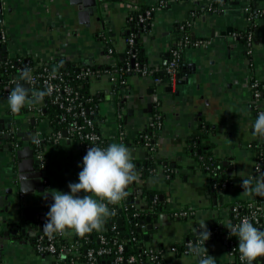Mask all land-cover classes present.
Returning a JSON list of instances; mask_svg holds the SVG:
<instances>
[{"label": "crops", "instance_id": "1", "mask_svg": "<svg viewBox=\"0 0 264 264\" xmlns=\"http://www.w3.org/2000/svg\"><path fill=\"white\" fill-rule=\"evenodd\" d=\"M76 1L0 0V45H6L5 52L0 50V60L4 56L14 59L31 55L40 61L61 57L77 64L108 65L111 55L107 45L111 44L117 53L122 52L128 13L142 5L155 7L149 29L142 37L148 66L158 69L164 64L169 45L174 42V25L179 22L192 19V37L207 41L205 46L184 49L183 66L173 85L167 80L154 82L152 76L133 73L127 80L122 105L113 101L111 83L105 74L94 79L90 87L91 92L106 93L99 104L100 130L105 136H117L121 129L125 138L132 141L151 123L156 108L162 114V122L148 135L152 149L132 142L126 145L138 172L135 184L140 190L154 189L165 195L168 210L160 212L153 221L157 231L152 244L156 241L164 244L170 264H198L193 255L171 254L169 246L173 242L182 243L187 232L201 222H206L207 226L217 221L230 223L229 203L260 198L264 213V196L245 194L241 187L242 179L264 176V173L254 172L256 148L264 147V138L254 135L253 130L257 110L264 111V98L255 99L249 84L251 79L264 82V13L249 21L243 11L244 0L226 3L219 13L202 12L203 2L198 0H166L163 7L155 6L159 0H97L98 11L83 23L77 15V5L73 4ZM259 5L264 9V1ZM248 26H252L254 35L250 53L234 37L238 29ZM2 122L8 124L5 116L0 117V125ZM24 123V130L31 131L30 123ZM38 127L49 130L46 119H42ZM2 129L4 127H0V135L3 134L0 136V195L7 198L0 205V236L12 226L20 235L13 241L3 239L0 259L2 264H54L52 256L36 252L28 241L29 221L48 213L54 203L51 190L69 193V183L79 182L78 174L83 168L80 146L69 140L46 144L42 150L45 162L40 164L43 190L33 185L21 194L14 185L18 164L22 173L29 172L24 170L28 166L23 164V158L13 157L7 149V134ZM194 134L199 136L202 145H212L214 157L228 168V189L217 199L205 194L207 177L204 174L203 178L204 171L196 166L199 156L187 148V138ZM111 143L119 141L115 137ZM164 162H169L170 166L163 167ZM158 165L160 171L156 170ZM175 168H181L179 177L184 181L192 177L193 184H200L195 189V199L173 195L169 173H174ZM10 187L12 193L7 194L6 189ZM181 206L191 207L193 214L186 218L171 217L169 212ZM161 214L179 224L165 236L157 222ZM208 248L216 264L228 263V255L220 243L211 242Z\"/></svg>", "mask_w": 264, "mask_h": 264}, {"label": "trees", "instance_id": "2", "mask_svg": "<svg viewBox=\"0 0 264 264\" xmlns=\"http://www.w3.org/2000/svg\"><path fill=\"white\" fill-rule=\"evenodd\" d=\"M237 1L233 0L232 2ZM264 0H251V7L252 9L255 8H262L259 3ZM226 2V1H225ZM165 6V5H164ZM163 7V6H161ZM263 9V8H262ZM145 10H151V12L154 10L152 5H142L138 9H133L128 13L127 19H126V30L128 31L127 34L123 36V38H127L129 34L134 33V41L130 45L126 42L124 44V49L122 52H116L115 56L118 57L117 64L121 68V75L122 78L126 80V84L120 85L118 84V87L123 89L124 91L119 94L118 97V104L121 103V99L123 98V95L125 93V90L127 88V80L130 75L133 74V71L126 70L127 65H131V60L133 59L136 63L139 65L147 66L149 70L151 71L152 76L158 77L160 81L166 80V75L163 72V68L165 65L170 61L171 55L168 52V56L164 60V64H162L158 69L148 66L147 64V56L145 52V45L142 41L143 34H145L149 29V23L150 19H147L143 24L139 22V15H143ZM191 27H188L186 31H181L179 29V24H176V29L174 30V42L170 44L172 48H177L175 45V41L183 39V37H187L190 41L189 43L184 47H191L193 46V42L196 41V38H193L191 35ZM252 30V26H248L246 29H238L236 33H239L241 35L245 34L246 32ZM238 42L242 45H245V40L242 38L238 39ZM181 50V55L177 60V67L176 70L179 72L183 66V56ZM30 59V58H29ZM7 64L4 65V63L0 64V89L4 88L5 79L9 78L11 75H14L17 72V69L24 68L25 66H31L34 61L30 59V62L28 65H25V58H14V59H6ZM5 61V60H4ZM47 68L52 69L55 68L58 71L67 72L68 75L66 77V81L73 87V89L77 90L79 93L80 100L83 101V104L88 110L93 111L91 114V118L93 123L95 124V127L98 128V124L101 123L102 115L100 114L99 104L101 101H104L106 93L102 90L91 92L90 87L94 79L91 76H86L82 78H74L72 74L79 71L80 68H90L92 71L100 70L102 74L104 72H108L109 66L108 65H95V64H77L71 61H67L64 58L58 57L55 59H52L49 61L46 65ZM42 67H33L32 72L36 73L40 70ZM105 74V73H104ZM94 76V75H93ZM117 85H110V93L115 92L118 88H116ZM38 91H44L46 92V89L40 85H37ZM3 90V89H2ZM88 98H91V100H86ZM261 98H264L262 96ZM122 105V103H121ZM61 111L56 108L55 105L51 104L50 97L48 95H45L43 102H42V113L40 116H37V121L40 120V118L46 119L48 123V132L44 133L45 141L41 142L39 146H37V151H39L42 154V150L44 149V146L46 144L52 143L51 141H47V137L55 134L57 131H63L66 126V121H61ZM158 121L162 122V114L159 111V119L152 120V123L148 125L145 129H143L136 137H134L131 141L129 138H125L120 143H123L124 145H127L129 142H132V144L135 145H145V139L143 138L144 135H151L152 130L155 129V126L158 125ZM4 130V129H3ZM6 130V129H5ZM50 133V134H48ZM49 138H52L49 137ZM199 136L198 135H191L187 138V148L188 150H191L192 153H195L199 156V159L197 161V167L200 168L202 171L209 174V182L206 184L205 188V194L211 198V199H217L220 196V193H223L228 189L229 184V175L227 174L228 168L226 165H224L222 162L218 161L213 154L212 145H202L200 143ZM149 144L150 140L148 141ZM111 144V141L107 140V138H104L101 148H106ZM146 147L149 149V146L146 145ZM257 157L256 162L261 161L263 173H264V147H257ZM199 151V152H198ZM260 159V160H259ZM44 159H43V165H44ZM149 164V161H148ZM161 164V163H160ZM163 167L168 168L170 166L169 162L162 163ZM170 170V169H169ZM170 179L173 177V172L170 171ZM135 189L136 185L134 182L130 184L127 188V192L129 193L128 196L123 200V203L126 207V212L128 214H131L133 209L138 206V215L132 216L129 215L127 217L124 216L123 210L119 211V209L115 205H109L110 208H115V214L109 217L102 230L100 231H92L90 234H86L85 236L81 237L76 234L72 236V239L74 241H80L83 244L81 247L82 253L85 252L86 249L92 248L94 250L98 249L101 246L112 248V251L114 250L115 243H120L123 240L124 243V249H123V256L124 258H127L130 254H136L138 258V264H151L148 262L147 259V248L151 246L155 247H163L166 248L164 244L161 241H156V244H152L153 238L151 237V230L146 229V224H141V221H144L146 217H151V223L156 219L157 215L167 209V203L165 201V195H162L160 197V191L154 190V189H142L140 191L139 196L136 197L135 195ZM141 202L146 203V208H143V205H141ZM228 209L230 212L231 221L228 224L215 222L212 225L207 226V228L211 232L210 239L205 242V247L207 249L208 254L210 255L211 250L208 248V244L211 242H217L220 243L224 247V240L225 238H228L229 240H232L233 242V255L231 259L228 261L227 264H243V262L240 259V253L238 250L239 240L238 237L233 236L230 234L229 229L234 224H239L240 218L247 214L250 211V208L248 207V201H237L234 203H229ZM140 210V211H139ZM168 210V209H167ZM122 218L123 222L121 225H118L117 219ZM46 215L43 216H36L32 217L29 221V225L31 227L30 236H28V241L32 244L34 239L36 238L37 234L41 232L45 222H46ZM238 221V222H237ZM253 225L257 227L260 230H264V213L260 215L257 221L251 220ZM199 226L195 227L191 231L187 232L185 235L184 241L182 243L173 242L171 246L177 247V250L180 251L184 247V242L186 240L195 241L197 240V229ZM104 235L106 239V244H102L99 241V235ZM148 238L146 240L145 238ZM66 244L65 238H59L57 241V246L60 248L62 245ZM203 247V245H201ZM179 254V253H177ZM112 253L110 254V256ZM52 256V255H50ZM54 258V256H52ZM69 258V256H68ZM101 257L97 256V259ZM54 258V263H55ZM99 261V260H98ZM260 261L259 258L254 262V264H258ZM0 264H2V261L0 259ZM66 264H69L68 261H66ZM97 264H102V261H99ZM153 264H170L166 257H160L154 261Z\"/></svg>", "mask_w": 264, "mask_h": 264}, {"label": "built area", "instance_id": "3", "mask_svg": "<svg viewBox=\"0 0 264 264\" xmlns=\"http://www.w3.org/2000/svg\"><path fill=\"white\" fill-rule=\"evenodd\" d=\"M202 1L203 5L201 6L200 10L202 12H209V13H219L223 11V5L226 3L232 2L233 0H223V3H218L217 0H198ZM226 1V2H225ZM167 4L166 0H159L155 6H164ZM155 8L154 6H152ZM243 11L247 13L249 21H253V18L260 15L261 13H264V9L262 8H255L252 9L251 7V0H244V7ZM153 12V11H152ZM151 10H145L143 15H139V22L144 23L147 19H150L152 16ZM179 29L181 31H186L188 27L192 26V19H187L183 22H179ZM134 33L129 34V36L126 38V42L128 44H132L134 41ZM235 39L242 38L245 40V48L247 49V52L252 51L253 47V30H250L246 32L245 34L241 35L239 33L234 34ZM1 38L4 39V35H1ZM189 39L185 36L181 40L175 41V45L177 48H172L169 45L168 52L171 55L170 61L165 65L163 68V72L166 75V80L170 84H174L176 81L177 76V60L181 55V50L184 49V47L189 43ZM193 46H205L207 44L206 40H196L193 43ZM107 52L111 55L110 63L108 64L109 70L108 72H104L105 75L108 78V81L112 85H117L116 88H118L115 92H111L113 101L118 104V97L119 94H121L124 90L118 87V84L124 85L126 84V80L122 78V75L120 73L121 68L117 64L118 57L115 56V49L112 47L111 44L107 45ZM19 58H25V65H28L30 62V59L34 61V63L31 66H28L30 69L29 73L24 79H21V70L22 68H18L17 72L14 75H11L9 78L5 79V84L3 85L4 88L0 89V98H8L10 90L13 88V86L18 81L22 84H27L29 89L31 91H38L37 85H40L46 89L47 95L50 97L51 104L55 105L56 108H58L61 111V121H66V126L63 131H65L66 136L62 135V131H57L55 134L51 135L52 138H49L51 136L47 137V141H51L52 143H58L61 140H69L77 142L80 146L81 151V157L83 161V157L86 155L87 150L92 147H101V144L104 140V138H107V140L111 141L113 138H117V140L122 141L125 139V133L119 129V133L117 136L114 135H108L105 136L102 134L100 130V123L98 124V128L95 127V124L92 121L91 114L93 111L88 110L85 105L83 104V101L80 100L79 93L77 90L73 89V87L66 81V77L68 75L67 72L58 71L55 68L49 69L46 65L49 61H40L35 56L26 55L24 57ZM30 58V59H29ZM131 65H127L126 70L133 71V73L137 75H144V76H152L151 71L147 66L139 65L136 63L133 59ZM4 63L7 64V60H0V64ZM40 70L36 73L32 72L33 67H39L41 66ZM103 73V74H104ZM100 70L92 71L90 68H80L78 72L72 74L74 78H82L86 76H91L92 78H98L100 75H103ZM94 75V76H93ZM153 77L154 82H159L160 79L158 77ZM250 88L253 93V97L255 99H259L262 96H264V82H259L258 80L251 79L250 81ZM86 100H91V98H88ZM115 105V106H116ZM119 107V106H118ZM7 110L9 111L8 114H6V119L9 122L8 129L4 127V131H9L13 135H16L20 131H25L24 128L21 126V124L17 123L14 120L13 114L8 107ZM119 110V109H118ZM261 110H257V115ZM25 114L22 119L27 123L30 122V119L34 116H39L42 113V104L40 105H26L25 107ZM8 117V118H7ZM120 118V117H119ZM159 119V111L157 108L153 111L152 114V120ZM120 123V122H119ZM160 125V122L158 121V125L155 126L157 128ZM120 126V125H119ZM6 129V130H5ZM46 131H43L40 127H34L33 135L35 136V139H33L32 145H34L36 148L41 144V142L45 141L44 133ZM50 134V133H48ZM145 139V145L149 146V149H152L153 147L151 144L148 143L149 138L148 135H144L143 137ZM37 159L39 161V164H43V156L38 151L37 152ZM260 160V159H259ZM261 161H257L254 165V172L255 174H263L262 165L260 163ZM168 171V169H166ZM135 184V181H134ZM136 185V184H135ZM140 189L136 186L135 189V195L136 197L140 194ZM262 199L255 198L253 200H248V207L250 208V211L243 215L240 218V222L244 218L249 219L250 221H257L262 212ZM146 203L141 202V205H143V208H146ZM119 211L126 210V207L123 203V200L115 205ZM138 206H136L131 214H128V212H124V216L127 217L129 215L136 216L138 215ZM140 211V210H139ZM170 216L173 218H186L188 216H191L193 214V210L189 206H181L177 209H172L169 212ZM108 219V218H107ZM238 222V221H237ZM238 224V223H237ZM236 225V224H234ZM232 225V226H234ZM72 236L74 234L71 232L70 234H54L53 236L47 235L43 228L40 233L37 234L36 238L33 242V248L36 252L41 254H47L52 255L55 258L54 264H66V261H68L69 264H97L99 261H102V264H138V258L136 254H130L127 258H124L123 256V249H124V243L123 240L120 243H115L114 250L112 251V248L101 246L98 249L94 250L92 248H88L85 250L84 253L81 251V247L84 243L80 241H74L72 239ZM59 238H65L66 244L62 245L60 248L57 246V241ZM99 241L102 244H106V239L104 235H99ZM196 241V240H195ZM194 241V242H195ZM193 243L191 240H186L184 242V247L178 251L177 247L175 246H169L168 251L175 255V256H190L189 253V247ZM224 248L228 255L229 260L231 259L233 255V242L232 240H229L228 238H225L224 240ZM166 248L163 247H155L151 246L147 248V259L148 262L153 264L154 261H156L159 256L160 257H166ZM112 255L110 256V254ZM179 253V254H177ZM69 256V258H68ZM98 257H101L97 259ZM99 260V261H98Z\"/></svg>", "mask_w": 264, "mask_h": 264}, {"label": "clouds", "instance_id": "4", "mask_svg": "<svg viewBox=\"0 0 264 264\" xmlns=\"http://www.w3.org/2000/svg\"><path fill=\"white\" fill-rule=\"evenodd\" d=\"M217 2L222 4L223 0ZM29 71L25 66L21 70V79ZM45 95L46 92L30 91L17 81L9 92L7 103L11 112L16 114L26 105L42 103ZM253 130L254 135L264 138V111L258 113ZM78 179V183H69V193L51 190L54 203L43 226L47 235H63L71 231L83 237L94 230H102L107 218L115 214V208L109 205H117L128 196L127 188L138 179V172L130 149L123 143H111L106 148L92 146L87 150ZM241 187L245 194L264 196V176L242 179ZM81 192L85 193L82 197L78 195ZM229 231L238 237L243 264H254L257 258L264 257V230L244 218ZM210 236L206 222H201L197 240L189 247V253L198 259V264H216V258L210 256L205 247Z\"/></svg>", "mask_w": 264, "mask_h": 264}, {"label": "water", "instance_id": "5", "mask_svg": "<svg viewBox=\"0 0 264 264\" xmlns=\"http://www.w3.org/2000/svg\"><path fill=\"white\" fill-rule=\"evenodd\" d=\"M99 1H103V0H99ZM73 4L77 5V15L78 17H80V22L83 21V23H86V19H88V17L91 14H94L98 11V7H97V0H77L76 2H73ZM2 21V13H1V3H0V22ZM230 29H228L227 31H229ZM128 33V31L126 32V34ZM193 36V33H191ZM6 49V45H0V50H2L3 52H5ZM6 57H3V60H5ZM2 60V59H1ZM133 62V61H131ZM26 88L29 89L27 84H23ZM15 87V85L13 86ZM30 90V89H29ZM31 91V90H30ZM9 127V124L4 125V123L2 122L0 127ZM32 131V130H31ZM31 131H20L18 132L17 141L20 142H29L30 144H32L33 139H35V136L31 135ZM62 135L66 136L65 131H62ZM7 138H9V134L6 135ZM30 144L24 145L21 149H18L14 152L15 157L16 158H23V164L27 165L28 168L24 169V170H28V173H22L21 169V164H18L19 170L17 173V179L14 181V185L18 186V190L19 193L24 194L26 192H28L32 186H38V189L43 190V186L40 185L41 180H42V170L39 169L38 167V161L36 159H34V154H33V149L31 148ZM7 149H9L10 151L12 150V148H10L8 145H6ZM29 183H30V187H29ZM6 193L7 194H11L12 193V189L7 188L6 189ZM160 197H162V195H160ZM7 198V196L5 195H0V205H3V200H5ZM2 203V204H1ZM2 210V209H1ZM123 222L122 218H118L117 219V223L118 225H121ZM141 224H146V229L150 230L152 229V224H151V217H146L144 221H141ZM25 230H21L22 233L26 234L24 232ZM10 236H17V229H13L11 231H4L2 233V235L0 236V247L3 243V239H11L13 241V238H11ZM17 238V237H15ZM146 240H148V238H145ZM260 263L259 264H264V257H260Z\"/></svg>", "mask_w": 264, "mask_h": 264}, {"label": "rangeland", "instance_id": "6", "mask_svg": "<svg viewBox=\"0 0 264 264\" xmlns=\"http://www.w3.org/2000/svg\"><path fill=\"white\" fill-rule=\"evenodd\" d=\"M6 106L8 107L7 101L5 99H3V98H0V117H4L3 115L5 114V110H6L4 108ZM23 116H24V114L15 115L13 117H14V120L17 123L21 124V126L23 128H25L24 119H22ZM182 169L187 171V169L184 168V167H182ZM156 170L160 171L161 167L158 165ZM189 170H191V169H189ZM181 171H182L181 168H179V170H178V168H175V172L173 173L174 175H173L172 180H171L172 185L174 187L172 189L173 190V195L175 197H177V198H182V199H185L187 197L194 198L195 196H197L196 195L197 192L195 191V189H197L200 186V184H198V183H194L193 184V178L192 177H189L187 179V181H184L183 178L179 177ZM204 174L207 177V180H205V181H207V183H208L209 179H210L209 174L204 172L203 173V178H204ZM171 182H170V184H171ZM78 195H80L82 197L83 195H85V193L81 192ZM183 203H185V200L183 201ZM163 215L164 214H161V215L158 216L157 222H158V225H159V227L161 229V232L165 236L166 233L169 232L170 230L177 229L179 224L177 222L170 221L169 219H167V217H164Z\"/></svg>", "mask_w": 264, "mask_h": 264}, {"label": "flooded vegetation", "instance_id": "7", "mask_svg": "<svg viewBox=\"0 0 264 264\" xmlns=\"http://www.w3.org/2000/svg\"><path fill=\"white\" fill-rule=\"evenodd\" d=\"M178 24V23H177ZM176 29V24L174 25V30ZM178 73V72H177ZM3 99H5L6 101H7V98H3ZM26 107V106H25ZM25 107L24 108H22V110L20 111V114H27L26 112H25ZM8 110L6 109L5 110V115L6 114H8ZM4 115V116H5ZM16 114H13V116H15ZM40 116V115H39ZM42 119H44V118H40V120L39 121H37V116L36 117H32L31 119H30V124H29V129L30 130H34V127H37L38 126V124L40 123V121L42 120ZM7 121V123L9 124V122H8V120H6ZM5 128H7L8 129V127H6L5 126ZM3 130V129H2ZM32 131H31V134H32V136H34L33 134L34 133H32ZM1 133V132H0ZM4 134H9V138H7V140L5 141V143H7L8 144V146L10 147V148H12V150H11V154H13V157H15V154H14V152L16 151V150H18V149H21L24 145H27V144H30L29 142H20V141H17L16 140V138H17V135H13L12 133H10L9 131H5V133ZM3 135V134H2ZM2 135H0V136H2ZM30 146H31V148L33 149V154H34V159H36L37 161H38V159H37V149H36V147L34 146V145H32V144H30ZM38 167H39V169H40V164H39V161H38ZM41 216H43V215H41ZM152 224V229H150L151 230V237L154 239V236H155V234H156V231H157V228H156V225H155V222H152L151 223ZM14 229V227L12 226V227H10V229H8V230H5V231H11V230H13ZM4 232V231H3ZM20 231H18V229H17V235L19 236L20 235V233H19ZM11 238H15L16 236H10Z\"/></svg>", "mask_w": 264, "mask_h": 264}]
</instances>
